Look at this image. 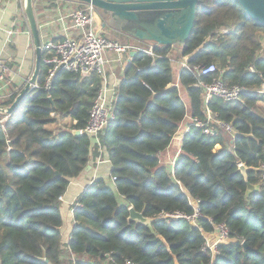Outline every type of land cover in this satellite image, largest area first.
<instances>
[{
  "label": "trees",
  "instance_id": "trees-1",
  "mask_svg": "<svg viewBox=\"0 0 264 264\" xmlns=\"http://www.w3.org/2000/svg\"><path fill=\"white\" fill-rule=\"evenodd\" d=\"M263 37L264 26L237 0H200L183 47L155 46L153 55L137 51L117 86L116 119L100 136L111 175L97 176L79 196L77 225L68 241L60 198L71 179L89 164L95 167L98 145L74 131L87 127L101 79L60 69L48 89L42 61L39 87L12 114H0V264H63L70 250L76 264H264V185L246 196L239 171V163L246 164L249 182L260 183L264 115L258 102L264 95L243 92L235 101L215 97L209 107L233 124L236 136H208L193 127L173 171L161 161L187 113L208 118L204 90L196 83L216 77L230 85H261ZM149 45L138 42L144 49ZM212 63L219 69L215 74H198L196 67ZM176 79L180 86H171ZM18 93L0 106L12 104ZM56 115L75 123L56 133L47 128ZM196 199L201 201L198 226L164 216L193 214ZM131 206L146 217H163L153 223L156 233L129 220ZM222 223L230 235L213 260L211 249H204L206 234Z\"/></svg>",
  "mask_w": 264,
  "mask_h": 264
},
{
  "label": "built area",
  "instance_id": "built-area-1",
  "mask_svg": "<svg viewBox=\"0 0 264 264\" xmlns=\"http://www.w3.org/2000/svg\"><path fill=\"white\" fill-rule=\"evenodd\" d=\"M15 1L19 6V13H24L25 15L23 4L24 0ZM37 3H34L35 11L36 9L41 10V8L44 7L41 4L38 5ZM72 3H76L77 6L73 7L71 5ZM82 4L86 3L67 1L65 5L61 7L58 6L59 8L57 7L58 18L55 17V19L50 22L59 24L64 37L59 39L51 37L44 39L41 35L42 61L47 66L45 87L48 89H51L53 79L60 69L80 74L83 77L95 75L101 79V85L94 99L87 127L85 129L74 131L76 134H87L94 139V146L98 145L99 147V155L96 160V167H99L106 160L100 136L104 133L108 125L116 119L114 113V100L117 94V86L120 82V79L116 76L115 72L107 71L108 59L106 58V54L107 52L130 54L134 51L137 52L138 50H146L149 54L153 55L154 45H149L150 47L148 49H144L139 46L124 44L118 40L106 37L103 30L98 27V24H101V16L98 14L96 8L90 4H87L85 7H81ZM23 18L21 20L20 18H15L9 25L0 22V31L5 33L4 45L0 48V103L11 98L16 92H18L15 90L16 81L11 76L12 70L6 59V50H8L10 45L14 44L16 38L23 33H26L29 36L33 45V37L29 25L23 28ZM132 59L133 56L131 54L129 56V62ZM250 69L254 71L253 67ZM196 70L200 76H209L215 74L219 69L215 63H212L209 65L198 66L196 67ZM176 86H180L179 82ZM38 87L39 83L37 81L33 85V88ZM195 87H201L204 90V105L206 106L208 118L203 119L200 117H194L190 113H187L178 130L173 135L169 148L177 142L180 144L181 148L186 135L191 132L193 127L200 129L203 134L208 136L216 137L220 135L221 132H225L230 134L232 137H235L237 131L233 124L220 119L219 115L209 107L211 100L215 97H219L226 101H235L241 98V94L243 92H254L264 95V81L260 86L247 88L242 85H230L222 78L215 77L210 82L200 80L195 84ZM4 120L2 121V127L5 129ZM217 148H221V145L218 144ZM176 160L177 158L171 160L169 164H166L171 166L172 171ZM92 183L93 181L91 184ZM260 184L264 185V162L260 167ZM60 199L63 200V197ZM200 202V200H195V212L193 214L188 215L183 212H176L174 214H164V216L184 218L198 226V219L202 216L199 206ZM76 207L77 205L72 208L73 226L77 225V221L74 219V211ZM229 235L230 230L224 223L216 225L214 232L206 234L204 249H211L213 252V260H215L218 253V245L225 242ZM208 236L213 237L214 247L212 248L208 244ZM69 252L72 256L73 264H76V254L71 250ZM104 264L109 263L104 262ZM120 264L136 263L126 260Z\"/></svg>",
  "mask_w": 264,
  "mask_h": 264
},
{
  "label": "water",
  "instance_id": "water-1",
  "mask_svg": "<svg viewBox=\"0 0 264 264\" xmlns=\"http://www.w3.org/2000/svg\"><path fill=\"white\" fill-rule=\"evenodd\" d=\"M93 5L106 20V24L130 36L137 41L155 46L183 47L190 39L197 17L200 0H74ZM246 14L258 24L264 26V0H237ZM24 11L33 37L36 53L35 67L31 78L19 91L16 99L9 106H0V114L10 115L17 105L33 89L38 81L42 67V41L40 26L36 16L34 0H24ZM137 52H132V56ZM77 135H80L77 133ZM91 165L87 166V169ZM250 168L239 164L246 182V196L260 190L261 184H253L248 180ZM163 217H146L130 207L129 220L150 228L154 233L153 223ZM245 250L249 248L247 241L242 243ZM1 258V257H0Z\"/></svg>",
  "mask_w": 264,
  "mask_h": 264
},
{
  "label": "crops",
  "instance_id": "crops-1",
  "mask_svg": "<svg viewBox=\"0 0 264 264\" xmlns=\"http://www.w3.org/2000/svg\"><path fill=\"white\" fill-rule=\"evenodd\" d=\"M0 1H1V8H0V22L1 23L9 25L13 22L15 18L16 19L20 18L21 20L24 16L23 18L24 27L23 28L28 26L25 15L24 13L23 14L19 13L18 11L19 6L15 0H0ZM67 1L75 2L74 0H37V2H39L42 6H44L42 7L43 9L41 8V11L36 9L37 10L36 15H37V19L40 25V32H41L42 38L45 39V38L51 37V38L59 39V38L64 37L59 24L58 23L54 24L50 21L55 19V17L58 18L57 7L58 6L61 7L65 5V2ZM51 5L52 7H50ZM71 5L73 7L77 6L76 3H72ZM98 14H100L101 16V24H98V27L103 30L104 34H105V31L106 32L108 31V28L115 30L117 34L114 36L120 37L122 39H124L125 37L127 39L126 40L127 42H124V44L138 46L139 41L109 26L108 24H106V20L104 16H102L100 12H98ZM111 39H115V38H111ZM4 40H5V33L3 31H0V48L3 47ZM131 54L132 53L116 54L114 52H107L106 54V58L108 59L107 71L115 72L116 76L119 79H121V77L123 76V72L127 64L129 63V56ZM35 57H36V53H35L34 46L32 45V42L26 33H23L20 36H18L14 44H11L9 49L6 50V59L12 70L11 76L16 81L15 90L20 91L22 87L26 84V82L31 78L33 71H34ZM178 82H179V79L175 80L174 83L171 84V86H176ZM260 103H264V100L258 102V106L259 107L262 106L264 110V105ZM59 117L61 116L56 115V120L58 119V121L60 122L61 119H59ZM66 121L71 126L73 123H75L73 122L70 116L64 118L65 123ZM47 128H48V125H47ZM180 152H181L180 144L178 142L174 143V145L168 148V150L163 154V158H168V157L173 158L174 157L172 159L174 160L177 158ZM110 175H111V164H110V160L106 158L105 162L102 163L98 168L93 167V165H91L90 168H88L85 172L81 173L78 177L71 179L70 185L66 193L63 196L64 217H65L66 222H68V226L70 223V227L68 226H67L68 228L66 227L65 241L69 240L70 238L69 229L71 228V231H72V228H73L72 220H71L72 214H70V210H69V208H71V205H74L77 202L79 196L91 186V182L97 176L98 177L99 176L110 177Z\"/></svg>",
  "mask_w": 264,
  "mask_h": 264
},
{
  "label": "rangeland",
  "instance_id": "rangeland-1",
  "mask_svg": "<svg viewBox=\"0 0 264 264\" xmlns=\"http://www.w3.org/2000/svg\"><path fill=\"white\" fill-rule=\"evenodd\" d=\"M41 2V1H40ZM65 3H67V2H65ZM37 4H40L39 2L37 3ZM87 4H82V7H85ZM50 7H52V5L50 6ZM40 11V10H39ZM99 12V11H98ZM103 16H105L104 14H103ZM117 33H116V31L115 30H112V29H109L108 28V31L106 32L105 31V36L106 37H108V38H115L116 40H118V41H120V42H122V43H124V42H127L126 40V38L124 37V35H123V37H124V39H122V38H120V37H116V36H114V35H116ZM119 34V33H118ZM262 42H263V46H264V37L262 38ZM173 49L175 50V49H177V48H175V46L173 47ZM174 53H177L176 51L174 52ZM261 54L264 56V53L263 52H261ZM185 64V63H184ZM34 67H35V65H34ZM179 65H176L175 66V69H176V72L179 70ZM177 80V79H176ZM184 99L186 100V98H185V96H184ZM260 104H263L264 105V103H260ZM258 110H259V112L260 113H263L264 114V110H263V107L262 106H260L259 108H258ZM64 118L65 117H59V119H61L60 120V122L58 121V119L57 120H55L54 122H51L50 124H48V128H50V129H53L54 130V132H59L60 130H63V129H65V128H71V125L69 124V123H67V121H66V123L64 122ZM6 121V119L4 120V122ZM59 129V130H58ZM163 156V155H162ZM174 158V157H173ZM172 157H168V158H161V161H162V163H165V164H169L170 163V161L173 159ZM95 167H96V164H95ZM96 168H98V166L96 167ZM62 203H63V200H62ZM77 204L75 203L74 205H71V208H69V210H70V214H72V208H74L75 206H76ZM72 217H73V214H72ZM71 220H73V219H71ZM72 225H73V222H72ZM68 226V222H67V224H66V227ZM68 227H70V223H69V226ZM67 227V228H68ZM73 227V226H72ZM69 231H70V233H69ZM69 231H68V233H69V235L71 234V228L69 229ZM209 239H210V241H209ZM243 243V242H242ZM208 244L211 246V248L212 247H214V241H213V237H211V236H208ZM208 246V245H207ZM214 259V258H213ZM76 260H77V257H76ZM63 264H73V261H72V256L71 255H69V251L67 252V254H65V256H64V258H63Z\"/></svg>",
  "mask_w": 264,
  "mask_h": 264
}]
</instances>
